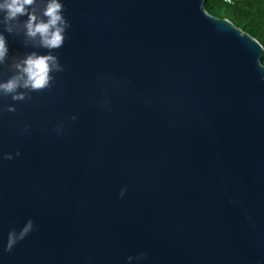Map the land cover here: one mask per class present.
<instances>
[{
    "label": "water",
    "instance_id": "95a60500",
    "mask_svg": "<svg viewBox=\"0 0 264 264\" xmlns=\"http://www.w3.org/2000/svg\"><path fill=\"white\" fill-rule=\"evenodd\" d=\"M204 1L59 0L63 71L0 95V264H264L262 47ZM0 34V82L49 54Z\"/></svg>",
    "mask_w": 264,
    "mask_h": 264
},
{
    "label": "clouds",
    "instance_id": "9594fccd",
    "mask_svg": "<svg viewBox=\"0 0 264 264\" xmlns=\"http://www.w3.org/2000/svg\"><path fill=\"white\" fill-rule=\"evenodd\" d=\"M64 6L59 0H2L0 2V25L3 31L13 34L23 31L25 45L31 43L34 48L48 50L47 55H38L32 52L24 58L13 57L8 66L13 74L6 82H0V95L10 96L13 101H23L28 92L42 91L51 87L53 72H62L63 67L56 55L51 54L54 50L61 48L65 42V32L70 24L63 16ZM26 16L27 19L20 22L19 18ZM8 58L6 39L0 34V65H5ZM26 91H18V90ZM9 113L14 112V107L3 109ZM75 120V117L72 118ZM20 155L19 152L16 153ZM4 159L11 160L12 156L6 155ZM123 196V191L121 192ZM33 228L29 220L23 229L17 234L11 231L8 234L5 251H11L14 245L22 240Z\"/></svg>",
    "mask_w": 264,
    "mask_h": 264
},
{
    "label": "trees",
    "instance_id": "16d2710c",
    "mask_svg": "<svg viewBox=\"0 0 264 264\" xmlns=\"http://www.w3.org/2000/svg\"><path fill=\"white\" fill-rule=\"evenodd\" d=\"M205 11L219 19H227L242 32L253 37L262 47L260 63L264 66V0H205Z\"/></svg>",
    "mask_w": 264,
    "mask_h": 264
},
{
    "label": "built area",
    "instance_id": "2783aa9c",
    "mask_svg": "<svg viewBox=\"0 0 264 264\" xmlns=\"http://www.w3.org/2000/svg\"><path fill=\"white\" fill-rule=\"evenodd\" d=\"M225 3H231L233 0H223Z\"/></svg>",
    "mask_w": 264,
    "mask_h": 264
}]
</instances>
